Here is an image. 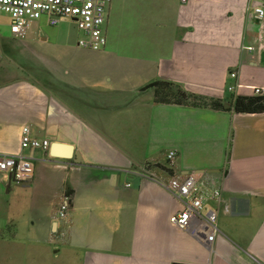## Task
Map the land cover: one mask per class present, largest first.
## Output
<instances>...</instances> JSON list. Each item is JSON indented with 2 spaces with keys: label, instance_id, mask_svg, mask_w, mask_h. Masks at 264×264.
Masks as SVG:
<instances>
[{
  "label": "crops",
  "instance_id": "0c3cea01",
  "mask_svg": "<svg viewBox=\"0 0 264 264\" xmlns=\"http://www.w3.org/2000/svg\"><path fill=\"white\" fill-rule=\"evenodd\" d=\"M75 26L42 18L24 39L0 35V156L21 152L24 127L50 142L24 152L30 180L0 174V264H264V113L232 109L264 87V20L250 0H113L97 52ZM155 82L224 108L163 102ZM144 173L220 188L229 210L214 242L173 226L182 204Z\"/></svg>",
  "mask_w": 264,
  "mask_h": 264
},
{
  "label": "built area",
  "instance_id": "2783aa9c",
  "mask_svg": "<svg viewBox=\"0 0 264 264\" xmlns=\"http://www.w3.org/2000/svg\"><path fill=\"white\" fill-rule=\"evenodd\" d=\"M180 1L184 4L188 2ZM112 2L113 0H0V15L9 18L11 34L21 39L27 37L32 23L42 18H46L51 26L61 25L65 21L74 22L81 33L78 46L97 52L107 46L106 22ZM250 10L258 22L264 20V6L261 0H250ZM248 49L254 50L252 47ZM229 77L236 79L237 73L231 72ZM238 87L241 85L228 84L227 91L234 93ZM253 91L254 95L264 96V87L254 88ZM49 147V140L33 137L31 129L24 127L21 135V152L16 155L0 156V174L13 179L16 183L30 180L34 174V164L32 158L24 152L36 149L47 151ZM176 157L177 153L174 151L168 154L167 159L171 167ZM222 174L226 179L227 173L223 171ZM142 176L160 185L182 204V209L170 218L173 226L205 245L214 242L221 234L218 219L220 215L228 213L229 208L225 204L220 188L206 192L198 174L195 173L186 176L174 175L168 180L145 173ZM210 202H215L216 206H212ZM70 205V198L66 196L58 211L60 219L67 218Z\"/></svg>",
  "mask_w": 264,
  "mask_h": 264
},
{
  "label": "trees",
  "instance_id": "16d2710c",
  "mask_svg": "<svg viewBox=\"0 0 264 264\" xmlns=\"http://www.w3.org/2000/svg\"><path fill=\"white\" fill-rule=\"evenodd\" d=\"M149 87H160L168 89L169 92L160 97L163 102H172L176 104H187L193 106H205L213 109H223L224 103L218 99L196 96L173 86L166 82H155ZM232 109L238 114L264 113V96H237L232 100Z\"/></svg>",
  "mask_w": 264,
  "mask_h": 264
},
{
  "label": "rangeland",
  "instance_id": "374dc122",
  "mask_svg": "<svg viewBox=\"0 0 264 264\" xmlns=\"http://www.w3.org/2000/svg\"><path fill=\"white\" fill-rule=\"evenodd\" d=\"M76 27V26H75ZM77 33L81 35L80 31L76 27ZM0 35H12L10 28V20L5 15H0Z\"/></svg>",
  "mask_w": 264,
  "mask_h": 264
},
{
  "label": "water",
  "instance_id": "95a60500",
  "mask_svg": "<svg viewBox=\"0 0 264 264\" xmlns=\"http://www.w3.org/2000/svg\"><path fill=\"white\" fill-rule=\"evenodd\" d=\"M72 148L73 147L70 146V145H63V144L55 143V144H53L51 150H52L54 156H58L59 151L63 150L62 154L65 156V158H70L71 152H72Z\"/></svg>",
  "mask_w": 264,
  "mask_h": 264
}]
</instances>
